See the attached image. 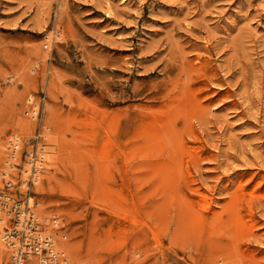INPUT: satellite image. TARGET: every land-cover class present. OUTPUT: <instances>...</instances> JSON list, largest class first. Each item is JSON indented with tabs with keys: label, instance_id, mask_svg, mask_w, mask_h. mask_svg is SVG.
Here are the masks:
<instances>
[{
	"label": "rangeland",
	"instance_id": "rangeland-1",
	"mask_svg": "<svg viewBox=\"0 0 264 264\" xmlns=\"http://www.w3.org/2000/svg\"><path fill=\"white\" fill-rule=\"evenodd\" d=\"M1 147L3 236L29 201L67 264H264V0H0Z\"/></svg>",
	"mask_w": 264,
	"mask_h": 264
},
{
	"label": "built area",
	"instance_id": "built-area-1",
	"mask_svg": "<svg viewBox=\"0 0 264 264\" xmlns=\"http://www.w3.org/2000/svg\"><path fill=\"white\" fill-rule=\"evenodd\" d=\"M39 170L40 168L35 169L36 172ZM7 183L12 185L11 181ZM10 200L11 195L7 194L2 203L7 205ZM17 209L15 225L4 236L0 231V237L12 248L13 264H28L30 259V264H67L65 255L55 248L52 236L44 235L38 228L30 202L26 206H18Z\"/></svg>",
	"mask_w": 264,
	"mask_h": 264
},
{
	"label": "bare ground",
	"instance_id": "bare-ground-1",
	"mask_svg": "<svg viewBox=\"0 0 264 264\" xmlns=\"http://www.w3.org/2000/svg\"><path fill=\"white\" fill-rule=\"evenodd\" d=\"M86 111V110H85ZM87 115V114H86ZM90 115H92V114H90ZM18 125H20L21 127H25V126H30L31 125V122L29 121V120H20L19 122H18ZM47 134V133H46ZM57 136V135H56ZM50 137V135L48 136V138ZM64 137V136H63ZM51 138H52V136H51ZM59 138V137H58ZM54 139H56V138H54ZM63 139V138H62ZM112 139V138H111ZM49 140V139H48ZM57 140V139H56ZM66 140V139H65ZM87 140V139H86ZM112 141H113V139H112ZM56 142V141H55ZM64 142V141H63ZM110 142V141H109ZM46 143V142H45ZM44 143V144H45ZM43 144V143H42ZM104 144V143H103ZM106 144V143H105ZM21 145V144H20ZM41 146V145H40ZM69 149H71V148H69ZM2 147H1V152H0V157H1V155H2ZM123 152H124V150H123ZM46 153V152H45ZM48 153V152H47ZM69 153V152H68ZM46 155V154H45ZM188 157V156H187ZM46 158V157H45ZM47 159V158H46ZM52 162V161H51ZM60 165V164H59ZM64 165H66V164H64ZM67 167H69V166H67ZM25 168V167H24ZM27 168V167H26ZM49 168V167H48ZM47 168V169H48ZM21 169V168H20ZM47 169H46V171H47ZM51 170V169H50ZM56 170H58V169H56ZM67 170H68V168H67ZM7 171V170H6ZM49 171V170H48ZM54 171V170H53ZM51 172V171H50ZM6 173V172H5ZM4 173V174H5ZM26 173V172H25ZM27 173H28V171H27ZM26 173V174H27ZM55 173V172H54ZM23 175V174H22ZM55 179V178H54ZM22 182V181H21ZM55 182H56V180H55ZM65 186H67V185H65ZM45 187V186H44ZM2 189V188H1ZM65 189H66V187H65ZM67 191V190H66ZM202 196H204V195H202ZM44 200V199H43ZM40 203V202H39ZM203 203V202H202ZM44 204H46L45 202H44ZM206 207V206H205ZM44 208V207H43ZM72 209V208H71ZM9 211V210H8ZM204 211V210H203ZM1 212V211H0ZM43 212V211H42ZM203 214H206L207 215V213H203ZM45 216V215H44ZM122 216V215H121ZM127 216V215H126ZM1 218V217H0ZM45 218V217H44ZM126 218V217H125ZM128 219V218H127ZM3 221H5V220H3ZM43 222H44V220H43ZM121 224V223H120ZM50 228V227H49ZM48 229V228H47ZM60 247L61 248H66L67 247V242L66 241H64V239H61L60 240ZM0 250H1V253L4 255L7 251H8V248H7V246L3 243V242H0ZM10 259V258H9ZM8 261V260H7ZM12 262V261H11ZM30 262H31V259H30V261H29V263L28 264H30ZM0 264H6V262H4V261H0Z\"/></svg>",
	"mask_w": 264,
	"mask_h": 264
}]
</instances>
